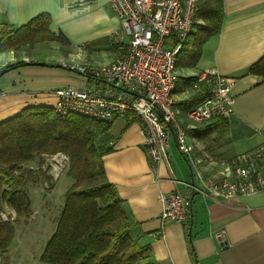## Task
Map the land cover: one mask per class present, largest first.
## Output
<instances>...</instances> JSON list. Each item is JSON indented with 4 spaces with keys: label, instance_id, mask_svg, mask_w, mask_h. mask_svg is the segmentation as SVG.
Wrapping results in <instances>:
<instances>
[{
    "label": "crops",
    "instance_id": "0c3cea01",
    "mask_svg": "<svg viewBox=\"0 0 264 264\" xmlns=\"http://www.w3.org/2000/svg\"><path fill=\"white\" fill-rule=\"evenodd\" d=\"M221 11L219 31L202 43L195 64L188 65L195 50L188 39L178 52L183 60L177 59L173 90L178 102L192 98L195 92L186 89L187 82L182 80L210 68L234 80L232 112L222 134L206 127L212 121L189 124L188 109L178 108L187 141L204 162V175L212 177H218L225 161L264 143V77L249 72L264 55V0H221ZM42 13L50 15L51 31L61 32L66 41L54 46L60 52L52 51V41L41 40L0 53V59L11 57L12 65L23 63L0 75V122L27 107H53L55 98L49 95L50 90L85 83L86 77L49 57L65 58L81 44L86 45L83 60L92 63L111 59L115 51L109 49V35L118 29L120 21L108 8L107 0H0V34L6 25H23ZM23 47L28 55H24L26 50L24 54L19 51ZM179 65L181 73L177 71ZM200 101L198 96L191 107ZM217 130L222 131V127ZM102 137L108 149L101 156L105 177L134 222L139 242L149 246L154 264H264V189L226 201H212L194 192L191 226L190 218L187 225L163 223L161 195L178 188L191 198L192 190L186 185H191L192 178L194 185L197 183L174 135L169 133L168 159L153 167L136 121L116 119ZM14 240L15 234L11 243ZM44 246L37 262H41Z\"/></svg>",
    "mask_w": 264,
    "mask_h": 264
},
{
    "label": "built area",
    "instance_id": "2783aa9c",
    "mask_svg": "<svg viewBox=\"0 0 264 264\" xmlns=\"http://www.w3.org/2000/svg\"><path fill=\"white\" fill-rule=\"evenodd\" d=\"M107 5L120 21L119 31L111 34V45L117 55L112 60L88 63L82 60L84 46L73 48L62 66L86 77L85 83L50 90L49 95L55 98V113L103 122L136 121L152 167L168 159L171 132L197 182L186 186L212 201L231 200L263 190L264 143L225 161L218 177H212L204 175V162L187 141L173 90L177 55L193 30L199 0H107ZM12 62L11 57L0 59V70ZM194 78L192 89L197 91L204 85L206 94L187 111L188 123L230 117L233 78L215 68L204 69ZM161 202L163 223L188 224L187 192L176 188L162 194ZM216 237L220 238L221 233Z\"/></svg>",
    "mask_w": 264,
    "mask_h": 264
},
{
    "label": "trees",
    "instance_id": "16d2710c",
    "mask_svg": "<svg viewBox=\"0 0 264 264\" xmlns=\"http://www.w3.org/2000/svg\"><path fill=\"white\" fill-rule=\"evenodd\" d=\"M196 19L201 22H195L188 37L195 48L188 65L195 64L202 43L218 33L221 0H199ZM50 23V16L42 13L17 27L6 25L1 28L0 53L41 40L66 41L61 32L51 31ZM22 64L7 65L3 70ZM249 72L264 77V55L251 65ZM194 80L188 77L182 81L187 82L186 89L194 91ZM194 92L192 98L178 102L177 108L189 110L198 96L200 100L204 98L206 88L201 85ZM228 119H213L206 127L222 134ZM110 123L76 114L59 116L48 106L27 107L19 115L0 122V216L4 206L15 213L13 219L0 217V256L12 242L15 222L30 211L31 200L25 187L37 173L22 164L36 155L63 152L69 156L67 173L74 183L64 193L56 226L39 260L45 264H154L149 246L139 242L134 222L104 174L101 156L108 149L102 143V135ZM221 127L222 131L217 130Z\"/></svg>",
    "mask_w": 264,
    "mask_h": 264
},
{
    "label": "rangeland",
    "instance_id": "374dc122",
    "mask_svg": "<svg viewBox=\"0 0 264 264\" xmlns=\"http://www.w3.org/2000/svg\"><path fill=\"white\" fill-rule=\"evenodd\" d=\"M119 29L120 26L113 32H117ZM50 44L52 51H59L58 48H54L55 45H59L58 41H52ZM82 45L85 44L77 46ZM85 46L84 48L86 49ZM25 47L27 49L28 46ZM25 47L20 48L19 51L23 53L26 50ZM111 47V35H109V49ZM70 53L71 51L68 52V54ZM28 54L26 50L24 55ZM68 54L65 58H62L61 55L49 58L56 60L62 65L70 58ZM116 55L117 51L115 50L111 60ZM182 58L183 56H178V60H183ZM83 62L92 63L87 60H83ZM177 71L179 73L182 72L180 65L177 66ZM182 116L185 117L184 115ZM93 164L95 165V162ZM22 165L25 168H31L37 173L36 179L29 181L25 187L31 198V207L26 217L19 218L15 222L14 243H11L7 252L0 256V264H26V262L27 264H45L37 262V254L41 251L56 226L58 215L63 206L64 193L74 183V180H71V183L68 181L71 179L68 178L69 175L67 173L69 156L63 152L53 155H36L32 161L24 162ZM94 168L96 169V166ZM54 173L60 174L56 176ZM67 182L70 184H67ZM0 217L13 219L15 214L14 212L12 213L9 207L4 206Z\"/></svg>",
    "mask_w": 264,
    "mask_h": 264
},
{
    "label": "water",
    "instance_id": "95a60500",
    "mask_svg": "<svg viewBox=\"0 0 264 264\" xmlns=\"http://www.w3.org/2000/svg\"><path fill=\"white\" fill-rule=\"evenodd\" d=\"M6 70H3L2 72H1V74L2 73H4ZM158 113H159V115H161L162 113H161V111H158ZM167 126L169 127V129L171 130V127H170V124L169 123H167ZM172 131V130H171ZM190 168V167H189ZM190 170H191V168H190ZM191 174H192V171H191ZM191 185H194V183H193V178L191 179ZM192 197H193V192L191 193V198H190V200L192 199ZM190 204H191V201H190ZM191 222H192V219H191V215H190V225H189V227L191 226ZM188 234H190V228H189V230H188Z\"/></svg>",
    "mask_w": 264,
    "mask_h": 264
}]
</instances>
